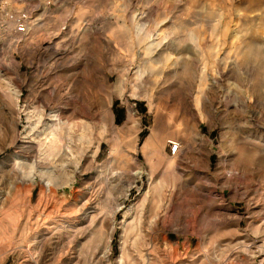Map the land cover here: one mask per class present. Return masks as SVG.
Segmentation results:
<instances>
[{
  "label": "rangeland",
  "instance_id": "obj_1",
  "mask_svg": "<svg viewBox=\"0 0 264 264\" xmlns=\"http://www.w3.org/2000/svg\"><path fill=\"white\" fill-rule=\"evenodd\" d=\"M27 4L0 44V264H264V0ZM58 113L63 145H33Z\"/></svg>",
  "mask_w": 264,
  "mask_h": 264
},
{
  "label": "built area",
  "instance_id": "obj_2",
  "mask_svg": "<svg viewBox=\"0 0 264 264\" xmlns=\"http://www.w3.org/2000/svg\"><path fill=\"white\" fill-rule=\"evenodd\" d=\"M37 10L27 4V0H0V44L9 46L23 43L37 27ZM169 153L175 155L181 149L176 140L169 141Z\"/></svg>",
  "mask_w": 264,
  "mask_h": 264
},
{
  "label": "bare ground",
  "instance_id": "obj_3",
  "mask_svg": "<svg viewBox=\"0 0 264 264\" xmlns=\"http://www.w3.org/2000/svg\"><path fill=\"white\" fill-rule=\"evenodd\" d=\"M38 124H44L45 125V128L43 129V133H38V130H37L39 127ZM66 124L67 123L64 120H62L60 113L53 114V115L49 116L47 120L42 118V116H40L36 121L34 131H33V129H31V131L34 132L31 136L32 139L30 138L31 141H33L32 142L33 145L36 143H39V145L40 144L42 145L43 141H45V143H50L51 146L52 145L55 146L54 151H56L57 148H59V147H61V145H63V143H62V141H63V129H64V126ZM45 132H48V133L46 134L45 138H42V135ZM36 134H37V136H35ZM32 143H31V145H32ZM16 204H17L16 201L11 204V206H10L11 211H13L14 208H17Z\"/></svg>",
  "mask_w": 264,
  "mask_h": 264
},
{
  "label": "trees",
  "instance_id": "obj_4",
  "mask_svg": "<svg viewBox=\"0 0 264 264\" xmlns=\"http://www.w3.org/2000/svg\"><path fill=\"white\" fill-rule=\"evenodd\" d=\"M124 120V110H118V122H122Z\"/></svg>",
  "mask_w": 264,
  "mask_h": 264
}]
</instances>
